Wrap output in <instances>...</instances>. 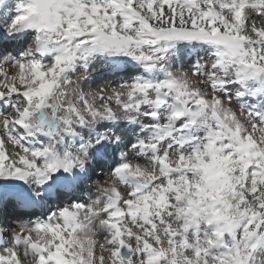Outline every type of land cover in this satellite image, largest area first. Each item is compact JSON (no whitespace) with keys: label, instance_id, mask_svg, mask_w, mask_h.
<instances>
[{"label":"snow or ice","instance_id":"obj_1","mask_svg":"<svg viewBox=\"0 0 264 264\" xmlns=\"http://www.w3.org/2000/svg\"><path fill=\"white\" fill-rule=\"evenodd\" d=\"M0 264H264V0H0Z\"/></svg>","mask_w":264,"mask_h":264},{"label":"rangeland","instance_id":"obj_2","mask_svg":"<svg viewBox=\"0 0 264 264\" xmlns=\"http://www.w3.org/2000/svg\"><path fill=\"white\" fill-rule=\"evenodd\" d=\"M97 69H98V65L94 66L93 69H92L91 75L93 76V78L96 81V83H101L102 84L104 81L100 80V79L98 80V78H96V76H95V75H98Z\"/></svg>","mask_w":264,"mask_h":264},{"label":"bare ground","instance_id":"obj_3","mask_svg":"<svg viewBox=\"0 0 264 264\" xmlns=\"http://www.w3.org/2000/svg\"><path fill=\"white\" fill-rule=\"evenodd\" d=\"M103 71H105V69H99L98 74L102 73Z\"/></svg>","mask_w":264,"mask_h":264}]
</instances>
